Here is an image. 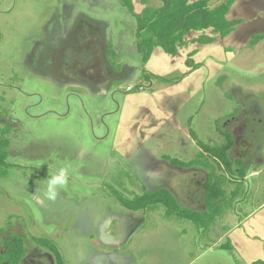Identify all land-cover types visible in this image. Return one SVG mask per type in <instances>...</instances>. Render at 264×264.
Listing matches in <instances>:
<instances>
[{
    "label": "rangeland",
    "instance_id": "obj_1",
    "mask_svg": "<svg viewBox=\"0 0 264 264\" xmlns=\"http://www.w3.org/2000/svg\"><path fill=\"white\" fill-rule=\"evenodd\" d=\"M223 1L210 0L209 5ZM131 4L137 14L160 2ZM134 13L120 0H0V127L10 129L9 165L0 174V252L8 236L22 237L25 255L19 264H57L34 238L49 240L63 264L247 263L244 233L248 221L256 220L247 217L264 203V129L259 122L233 130L234 148L227 156L244 162L247 179L237 183L236 166L231 174L217 172L225 173V197L209 230L167 215L162 205L127 209L118 196L131 199L182 181L183 170L168 167L165 156L219 164L199 143L221 146L226 140L217 115L237 111L242 98L246 103L264 100V41L235 52L226 65L231 80L221 87L219 75L205 65L199 84L195 76L189 79L191 70L167 73L168 81L146 79L143 69L154 75L149 69L157 64L144 63L136 49ZM196 41L203 52L212 50ZM185 52L182 47L163 65H183ZM158 53L154 58L160 61ZM210 67L215 68L213 62ZM149 82L155 86L149 88ZM142 91L155 96L150 108L155 98L164 112L156 107L139 126L144 113L133 111L134 106L128 111L125 98ZM61 167L69 170L68 182L50 200L47 181ZM191 185L183 192L172 188L175 198L201 213L203 195ZM234 190L240 196L231 197ZM227 241L232 250L221 247Z\"/></svg>",
    "mask_w": 264,
    "mask_h": 264
},
{
    "label": "trees",
    "instance_id": "obj_2",
    "mask_svg": "<svg viewBox=\"0 0 264 264\" xmlns=\"http://www.w3.org/2000/svg\"><path fill=\"white\" fill-rule=\"evenodd\" d=\"M122 4L127 6L132 14L133 8L131 0H120ZM158 6H145L140 13H134L137 29H136V49L142 55V60L146 63L156 46H160L162 50L174 55L177 53L178 46L183 42V37L190 32L201 31V35L197 38L200 43H211L214 37L204 34V30L211 29L213 34L220 37L226 36L240 20L227 21L226 14L234 0H225L220 4L209 7L210 0H158ZM259 36H253L257 39ZM110 51V54H113ZM10 132L8 126L0 127V174L1 167H8L7 161L9 139L6 135ZM192 135L193 132H191ZM225 136V143L219 147H209L203 143H199L202 149L217 158L220 166L231 173L233 163L239 165L241 170L238 172L239 177L244 176V167L242 160L232 162L228 159L227 151L233 146L234 142L230 135ZM174 165L189 166L195 161L183 163L177 159L165 157ZM225 173L219 174L216 179L209 176L204 184L203 200L206 211L203 213L187 209L181 206L175 197L166 189H156L153 191H143L136 194L133 198H123L118 196L120 203L130 210H142L146 208H154L157 205L165 207L167 215H175L177 217L192 221L197 228L201 230H209L213 221L217 219L221 212L222 200L225 197L223 189V180ZM240 192L235 190L231 193V197H236ZM37 244L51 251L57 264H63L58 249L47 239L34 238ZM4 251L0 252V264H19V260L25 255L24 239L20 236H8L4 241ZM223 249L232 250L229 241L221 246ZM252 264H264V260H257Z\"/></svg>",
    "mask_w": 264,
    "mask_h": 264
},
{
    "label": "crops",
    "instance_id": "obj_3",
    "mask_svg": "<svg viewBox=\"0 0 264 264\" xmlns=\"http://www.w3.org/2000/svg\"><path fill=\"white\" fill-rule=\"evenodd\" d=\"M189 1H195V0H189ZM220 3L221 2H219L218 4H220ZM208 6L212 8L216 5L210 6L208 3ZM226 19H227V21L240 20V22L234 26V29L231 30L226 36L220 37L218 34H213L211 32V29L204 30V32H203L206 35L214 37V41H212L211 43H208L212 47V50L210 52H206V53L203 52V50L200 49L201 46L197 44L196 39L201 35V33H202L201 31L187 33L182 39L183 42H181L180 45L178 46V50H177V53L175 55L165 53L160 46L154 47V49L156 48L155 49L156 51L154 53L153 52L151 53L149 60H153L154 62H156V64H157L156 67H162V69L160 72H157L155 69L156 67H150L149 70H151L154 75L148 73L147 70L143 69V71L141 70L142 75L146 79H149V77H156L158 79H163V80L166 79L168 81V79L166 78L167 76L165 75L167 73H168L167 75H169V73L170 74H174V73H180L181 74L182 72H185L186 70H191V74H190L189 79H192L191 76H193V77L195 76L194 79L198 83V80L203 78L202 71H203V67L205 65V67H207V68L209 67L210 69H213L214 76L219 75V80L217 81L218 87H221L222 85L227 84L228 81L231 80V76H230L229 70L226 69V65H228L230 63V61L233 60V57L235 56V52L236 51L242 52V51H244V48H247V46H249V48H255V47H257L258 44H260L261 42L264 41V33H263L264 32V0H234L232 5L229 8L227 14H226ZM253 36H259V38L252 40ZM182 47L184 49H186L185 56L183 58V63H184L183 65H180L181 63H179V66L175 67V68H173L172 65H169L168 68L165 65H163V63L165 61L168 60L170 63V61L173 60V58H175V56L177 54L179 55L178 52L180 51V49ZM258 47H260V46H258ZM158 48H160L162 51H157ZM154 49H153V51H154ZM158 52L163 56V59H161L160 61H158L156 57L154 58L155 54ZM180 58L181 57H179V59ZM149 60H148V62H149ZM188 61H190V62H188ZM208 61H210V62L208 63ZM211 62L214 63L215 68L210 67ZM149 63L152 64L153 62H149ZM158 73H160V74H158ZM166 80H164V81H166ZM183 80H184L183 84L186 83L185 81H188L187 79H183ZM150 83L151 82L146 84L147 86L149 85V88L155 86V84L150 85ZM165 83H167V82H165ZM165 83H162V85H164ZM178 85L179 84H176V86H178ZM200 88L201 87H199V89ZM170 89H171V87L169 89H163L161 93L164 94L166 91H169ZM249 89H251V87ZM143 90H145V89H143ZM137 95H139V96L138 97H131V99H129L130 97L128 99L125 98V102H127V104L125 106L127 107L128 111H129V109H128L129 106H134V107H132L133 111L139 109L144 113V117L139 119L138 120L139 122L138 121L136 122L139 126L141 125V120L144 118L146 119V118L150 117L151 114L154 115V113H155L154 111H156V109L159 108L162 112H164V110L161 107L162 104L156 102V100H158V99L153 98L151 108L149 107V105H150L149 99L152 96L155 97L154 94H151V92L142 91V93H138ZM170 97L171 98L175 97L174 99L176 100V102H178V98H176V95L170 96ZM220 99H222V98L221 97L216 98L217 101ZM248 101L249 102L246 103L245 98L239 99V106H238L239 109L237 111L223 112L220 116L217 115V118L218 117L221 118V120H220V130L221 131L220 132L223 135L228 134L233 139V130L235 128L238 129L239 127H241L242 126L241 123H245V125H246V123L259 122L261 124L260 125L261 130L264 129V100L258 99L255 97V98H250ZM181 102H180V104H181ZM178 104H179V102H178ZM156 107H158V108H156ZM222 107L223 108L225 107L223 103L220 106V108L218 109L219 112L222 111ZM145 115H148V117H145ZM142 123L144 124L147 122H142ZM222 125L226 126L228 131L222 132V129H223ZM190 132H192V131H190ZM233 142H234V140H233ZM185 145L187 146V143H185ZM233 148H234V146H232L227 151V155H229V154L232 155V149ZM200 154H202V153H199V155ZM165 157L170 158L169 156H165ZM165 157H164V159H165ZM170 159H172V158H170ZM173 159H176V158H173ZM165 160L168 161V162H166L168 167H171V166L176 167V168L178 167L177 169L183 170V171H181L183 173V175L181 177L182 181H180L179 183L178 182H172V183L169 182L168 185L161 187L162 189L168 190L174 197H176V196L174 194L173 189L176 190V188H177L179 191L183 192L185 189H188L189 187H191L192 186L191 184H193V187L194 186H196L197 188L199 187L198 189L201 190L202 195H204V184L206 182V179L209 176L215 177L214 179H216L218 176L217 172L219 170H224L222 168V166L221 167L219 166V164H217V166H215V165L205 164L204 162H201V161L190 160V161H195V162L189 166H183V165H174L168 159H165ZM190 161H182V162L187 163ZM243 164H244V162H243ZM233 166L237 167L236 173L238 176V172L241 170V168H239L238 164L233 163L232 167H231L232 168L231 173L234 172ZM242 169L245 172V167H242ZM228 174H229V172H228ZM152 179L153 178H151L150 180L152 181ZM154 179H155V177H154ZM246 179H247V177L244 173L243 177L238 176L237 183L242 185V181H245ZM190 181L192 183H190ZM182 184H183V186H182ZM183 187H184V189H183ZM156 189H160V187H157L154 189H149V190L146 189V190L147 191H153ZM234 191H232V193ZM240 194H241V192L237 196H240ZM185 195L186 194H184V197H183L184 200H186ZM201 198L203 199V196ZM177 202L181 206H183L187 209H190V208L184 206V204H182L181 201L177 200ZM205 211H206V207L203 210V212H205ZM203 212L201 211V213H203ZM247 219L248 220L249 219H256L254 221L253 220L248 221L250 223V225L248 226L249 232L244 233V235L246 236L244 242L246 241L247 244L246 245L243 244V253H244L245 259L247 260L246 264H252L253 262H255L257 260H264V203L259 207L257 212L250 213L248 215ZM227 233L233 234L232 232H229V231ZM225 234H226V232H225ZM230 244L232 245L231 242H230Z\"/></svg>",
    "mask_w": 264,
    "mask_h": 264
},
{
    "label": "clouds",
    "instance_id": "obj_4",
    "mask_svg": "<svg viewBox=\"0 0 264 264\" xmlns=\"http://www.w3.org/2000/svg\"><path fill=\"white\" fill-rule=\"evenodd\" d=\"M68 168H59L47 181V198L55 200L57 196V188L62 187L68 182Z\"/></svg>",
    "mask_w": 264,
    "mask_h": 264
}]
</instances>
